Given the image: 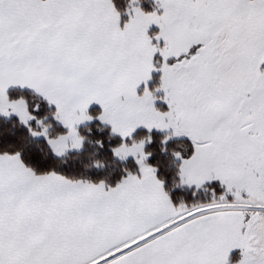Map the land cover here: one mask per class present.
<instances>
[{
	"label": "snow or ice",
	"instance_id": "obj_1",
	"mask_svg": "<svg viewBox=\"0 0 264 264\" xmlns=\"http://www.w3.org/2000/svg\"><path fill=\"white\" fill-rule=\"evenodd\" d=\"M0 264H264V0H0Z\"/></svg>",
	"mask_w": 264,
	"mask_h": 264
}]
</instances>
